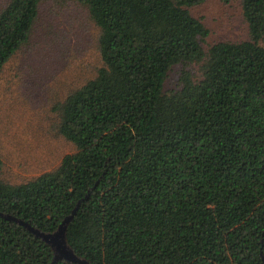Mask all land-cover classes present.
Here are the masks:
<instances>
[{
	"label": "trees",
	"instance_id": "16d2710c",
	"mask_svg": "<svg viewBox=\"0 0 264 264\" xmlns=\"http://www.w3.org/2000/svg\"><path fill=\"white\" fill-rule=\"evenodd\" d=\"M77 1L101 66L54 107L74 151L27 182L0 178V264H76L52 263L18 222L52 234L73 211L66 244L92 264H264V0H239L247 41L207 51L188 10L205 0ZM39 3L0 8V71L29 42ZM175 65L179 87L166 92Z\"/></svg>",
	"mask_w": 264,
	"mask_h": 264
},
{
	"label": "rangeland",
	"instance_id": "374dc122",
	"mask_svg": "<svg viewBox=\"0 0 264 264\" xmlns=\"http://www.w3.org/2000/svg\"><path fill=\"white\" fill-rule=\"evenodd\" d=\"M8 0H0V8ZM190 14L208 30L205 51L217 42L249 39L239 0L223 3L205 0L190 7ZM99 30L87 9L77 0H40L32 34L0 71V178L10 184L27 182L54 170L74 146L57 133L54 107L67 89L81 86L101 66ZM264 48V37L260 40ZM175 65L164 82V91L179 87ZM197 79L196 65L186 67Z\"/></svg>",
	"mask_w": 264,
	"mask_h": 264
},
{
	"label": "water",
	"instance_id": "95a60500",
	"mask_svg": "<svg viewBox=\"0 0 264 264\" xmlns=\"http://www.w3.org/2000/svg\"><path fill=\"white\" fill-rule=\"evenodd\" d=\"M74 213L75 211H73L70 216L66 217L59 225L57 231L52 234H44L36 229H33L32 227L28 226L26 223H23L22 221H18V222L26 226L31 232H33L38 237L42 238L46 243H48L51 246L54 252L52 263L56 262L57 260H66L76 264H92L84 259L77 257L66 244V239H65L66 226L69 223V221L72 219ZM8 219H12V218L8 217Z\"/></svg>",
	"mask_w": 264,
	"mask_h": 264
}]
</instances>
